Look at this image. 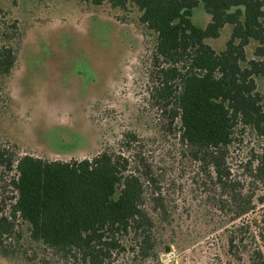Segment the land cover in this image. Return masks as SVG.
<instances>
[{"label": "trees", "instance_id": "trees-1", "mask_svg": "<svg viewBox=\"0 0 264 264\" xmlns=\"http://www.w3.org/2000/svg\"><path fill=\"white\" fill-rule=\"evenodd\" d=\"M81 1L138 9L139 22L155 36L148 71L155 126L178 136L212 186L205 190L212 193L206 202H213L226 224L254 214L227 231L224 258L216 256L212 264H264V216H256L252 194L244 195L240 182L230 178L226 162L240 142L236 132L264 139V94L256 83L264 79V0ZM198 6L208 16L204 27L191 20ZM225 25L230 37L216 52L205 40L216 39ZM23 37L15 22L0 24V79L13 70ZM119 146L130 154L107 149L71 161L14 157L0 146V168L14 172L5 199L0 182V255L17 264L159 261V251L170 249L163 241L179 218L168 193L176 183L171 166L159 168L134 132H127ZM260 149L259 155L249 152L243 169L263 184L264 146Z\"/></svg>", "mask_w": 264, "mask_h": 264}, {"label": "rangeland", "instance_id": "rangeland-1", "mask_svg": "<svg viewBox=\"0 0 264 264\" xmlns=\"http://www.w3.org/2000/svg\"><path fill=\"white\" fill-rule=\"evenodd\" d=\"M140 15L131 4L113 8L107 2L81 0H0V24L15 22L24 36L13 70L0 79V146L14 157L81 160L107 149L123 153L119 142L134 132L159 168L171 166L169 175L176 183L168 193L179 213L170 235H163L169 251H159V261L144 264H212L216 256L224 258L227 231L254 214L226 224L213 202H206L212 193L205 190L212 186L183 151L178 136L164 135L155 126L148 78L155 36L139 22ZM191 20L204 27L208 16L198 6ZM230 32L225 25L216 39L205 43L220 52ZM254 45L251 41L246 48L249 57ZM256 83L264 94V79ZM236 137L240 142L226 158L230 178L240 182L244 195L252 194L256 216H264V202L259 203L264 200V183L255 182L244 170L249 152L259 155L264 139L249 131L236 132ZM0 172L5 199L14 172L3 167ZM216 191L219 198L220 190ZM199 246L202 249L193 252ZM0 264L17 263L0 255Z\"/></svg>", "mask_w": 264, "mask_h": 264}]
</instances>
